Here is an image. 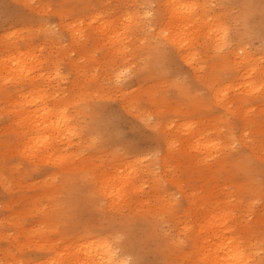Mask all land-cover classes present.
Here are the masks:
<instances>
[{
  "label": "rangeland",
  "instance_id": "rangeland-1",
  "mask_svg": "<svg viewBox=\"0 0 264 264\" xmlns=\"http://www.w3.org/2000/svg\"><path fill=\"white\" fill-rule=\"evenodd\" d=\"M104 1L110 5L108 12L121 10L126 6L125 1L134 8L132 0ZM89 10L83 9L82 0H0V35L23 27L33 17L53 26L62 35L61 45L67 46L72 44L70 27L80 22L79 16L91 13ZM239 14L240 8L233 4L229 15L239 17ZM81 27L84 30L83 24ZM34 40L42 49V56L48 57L50 68L54 64L58 66L63 78L47 79L44 93L52 103L63 97L85 103L80 122L90 128V136L68 153L60 147L63 154H57L59 161L31 156L28 163L21 155L15 157L12 162L19 167L20 183L11 181L7 170L1 173L0 169V264H35L43 256L35 251V245L45 247L42 251L49 243L62 245L65 225L76 229V236L81 233L108 236L113 232L121 240L119 243L143 241V264H172L167 236L180 239L188 236L196 229L199 212L209 208L225 209L215 210L218 218L227 210L230 225L236 227L235 234L239 237L236 238L250 239V243L244 242L253 252H258L256 259L264 257V101L261 98L244 106L231 102V109L225 111L208 99L209 93L202 84L205 68L199 76L202 78L196 80L191 66L180 58L167 64L163 72L152 71L151 77L141 79L137 78L138 69L134 65V71L126 78V89L117 91L110 73L103 70L105 66L97 64L106 65L99 51L95 52V61L86 62L88 58L75 51L60 56L50 43L44 45L35 35ZM249 50L264 70V36L251 38ZM70 58H76L77 66L69 64ZM140 62L142 65L144 60ZM238 72L234 66L227 77L234 78ZM258 80L264 81V72L258 75ZM186 83L192 94L208 101L211 118H207L205 109L194 112L197 115L189 114L182 103L177 105L179 112L175 110L176 84ZM237 87L231 85L228 98L233 97ZM150 94L158 99L157 104L150 103L147 98ZM129 97H132L131 109L124 105ZM161 99L165 102H159ZM6 105L0 102V126L11 121ZM95 107L99 108L97 116L95 112L91 114L93 110L88 114ZM242 112L251 122L242 121ZM95 116L102 118L103 127L117 130L120 138L105 144L91 127ZM158 122H170L174 127L166 133L173 142L170 150L161 136L156 135ZM182 124L189 125L193 137L178 132ZM28 129L25 124L20 126L21 148L25 147ZM201 139L210 143L211 148L193 149V144ZM127 146L132 149L128 150ZM35 150L36 147L32 152ZM148 158L153 162L152 173L145 171ZM128 161L137 168V175L134 177L126 170L124 173H129L126 175L132 176L131 181L137 186L127 188L124 197L112 204L97 190V181L106 174L114 178L120 172L115 167ZM209 168H222V172L206 181L201 175ZM154 179L161 184L158 192L153 186ZM172 198L176 203H172ZM190 199L194 211L189 213ZM169 202L174 205L173 214L166 212ZM203 220L204 216L199 224Z\"/></svg>",
  "mask_w": 264,
  "mask_h": 264
},
{
  "label": "bare ground",
  "instance_id": "bare-ground-1",
  "mask_svg": "<svg viewBox=\"0 0 264 264\" xmlns=\"http://www.w3.org/2000/svg\"><path fill=\"white\" fill-rule=\"evenodd\" d=\"M132 1L134 8L125 1L126 6L121 10L108 12L110 5L104 0L96 3L82 0L83 9L86 11L90 8L91 13L79 16L82 17L80 22L70 27L69 43L72 44L67 46L61 45L62 35L53 26L33 17L23 27L1 33L0 102L7 103L11 121L9 126H0V169L1 173L7 170L11 181H22L19 167L12 162L15 157L21 155L28 163V157L31 156L52 162L59 161L57 154H63L60 147H64L63 151L68 153L77 143L82 145L87 141V136H90V128L80 122L85 103L80 104L69 97L55 99L52 103L44 93V82L47 79L63 78L59 75L58 66L54 64L50 68L48 57L42 56L39 44H34V35L44 45L50 43L60 56L75 51L88 58L86 62H93L96 60L95 52L99 51L106 65L97 64L105 66L103 70L110 73L117 91L126 89V78L134 71V65L135 70L138 69L137 78L141 79L151 77L153 72H163L168 68L167 64L180 58L191 66L196 80L205 68L204 78L199 79L204 80L202 84L207 88L208 99L220 104L225 111L231 109V102L244 106L255 98L264 101V81L258 80V75H262L264 70L260 69L258 58H254L249 50L251 38L262 39L264 36V0ZM233 4L240 8L239 17L229 15ZM82 24L84 30H81ZM142 59L144 63L141 65ZM69 64L77 66L76 58H70ZM234 66L239 71L237 76L227 77L230 68ZM93 76L95 77L94 74ZM187 84H176L175 110L178 111L177 105L182 103L188 108L189 114L197 115L194 112L199 113L205 109L207 118H211L213 115L207 111L208 101L192 94V88L187 87ZM231 85L238 87L233 97L228 98ZM147 98L150 103L157 104L158 99L153 98L152 94L147 95ZM159 102L165 101L161 99ZM124 105L131 109L132 97L127 98ZM94 109H89L88 114L91 110L92 115L94 112L99 113V108ZM96 116L91 127L105 144H111L120 138L117 130L110 129L107 125L103 127L102 118ZM240 118L243 122H251L243 112L240 113ZM23 124L29 129L25 134V147L21 148L19 131ZM187 127L189 125L182 124L177 130L193 137L192 129ZM169 128L174 129L170 122L157 123L156 135L161 136L168 150L173 147V142L166 134ZM197 141L202 143L196 142L193 149L208 150L212 146L202 139ZM34 147L36 150L32 152ZM126 148L132 149L129 146ZM148 160L150 161L145 165V171L152 173L153 162L150 158ZM115 169L120 171L117 176L112 178L106 174L98 179L96 185L100 194L112 204L124 197L127 188L137 186L131 181V177L137 175V168L132 161L126 162L124 166L117 165ZM125 170L132 176H127L129 173H124ZM221 172L222 168H209L201 177L209 181ZM153 186L157 192L160 191L158 179H154ZM171 201L176 203L173 198ZM193 205L190 199L189 213L194 211ZM173 207L169 202L166 212L173 214ZM216 209L225 210L209 208L199 212V222L194 224L196 229L188 236L181 239L178 236H167L172 264H179L181 261L186 264L255 263L258 252H253L244 242L250 243V239H237L236 227L230 225L227 210L218 218ZM54 216L56 218L57 214ZM202 216L204 220L199 224ZM51 222L53 223L52 220ZM62 232V245L49 243L45 251L41 250L45 247L35 245V251L42 252L44 256L37 259L35 264H143V241L119 243L121 240L113 232L108 236L99 233H81L76 236V229L73 230L68 225L63 227ZM255 264H264V257H260Z\"/></svg>",
  "mask_w": 264,
  "mask_h": 264
}]
</instances>
